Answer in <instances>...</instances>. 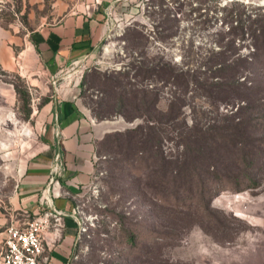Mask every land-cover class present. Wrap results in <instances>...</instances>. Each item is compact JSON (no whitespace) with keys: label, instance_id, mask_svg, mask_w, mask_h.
Listing matches in <instances>:
<instances>
[{"label":"rangeland","instance_id":"obj_1","mask_svg":"<svg viewBox=\"0 0 264 264\" xmlns=\"http://www.w3.org/2000/svg\"><path fill=\"white\" fill-rule=\"evenodd\" d=\"M123 1L98 52L53 80L23 52L44 9L0 0V198L46 143L63 86L103 128L68 264H264V49L237 46L258 54L238 78L184 89L166 66L190 42L204 51L213 28L182 0Z\"/></svg>","mask_w":264,"mask_h":264},{"label":"crops","instance_id":"obj_2","mask_svg":"<svg viewBox=\"0 0 264 264\" xmlns=\"http://www.w3.org/2000/svg\"><path fill=\"white\" fill-rule=\"evenodd\" d=\"M115 1L97 0L87 7L88 0H28L44 11L26 34L23 52L36 57L51 79L61 78L98 52L112 27ZM62 87L45 106L46 143L26 161L10 193L0 198V230L15 219L61 212L45 232L44 264H68L74 255L80 228L74 200L95 181L97 140L103 131L76 95Z\"/></svg>","mask_w":264,"mask_h":264},{"label":"trees","instance_id":"obj_3","mask_svg":"<svg viewBox=\"0 0 264 264\" xmlns=\"http://www.w3.org/2000/svg\"><path fill=\"white\" fill-rule=\"evenodd\" d=\"M182 4L189 6V12L196 13L194 19L199 24L213 28L210 42L218 46L215 48L210 44L202 51L190 42L181 50L180 67L175 70L172 68L175 62H168L167 73L177 78L184 89H187L189 82L197 83L199 79L206 83L209 81L205 86L211 87V80L215 78H238L245 65L252 63L258 54H235L233 51L237 46L245 44L254 52L264 49V6H252L238 0L224 3L222 0H182ZM171 12L166 9L165 16L169 18ZM204 91L208 93L207 88Z\"/></svg>","mask_w":264,"mask_h":264},{"label":"built area","instance_id":"obj_4","mask_svg":"<svg viewBox=\"0 0 264 264\" xmlns=\"http://www.w3.org/2000/svg\"><path fill=\"white\" fill-rule=\"evenodd\" d=\"M96 2L88 0L86 6ZM60 214L44 211L8 222L0 230V264H44L45 232L57 223Z\"/></svg>","mask_w":264,"mask_h":264}]
</instances>
